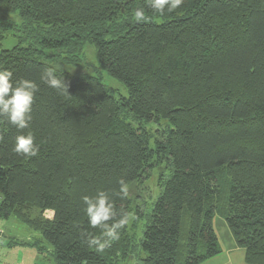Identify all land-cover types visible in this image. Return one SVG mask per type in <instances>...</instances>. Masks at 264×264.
Masks as SVG:
<instances>
[{
  "label": "trees",
  "instance_id": "trees-1",
  "mask_svg": "<svg viewBox=\"0 0 264 264\" xmlns=\"http://www.w3.org/2000/svg\"><path fill=\"white\" fill-rule=\"evenodd\" d=\"M140 7L145 0H0V41L18 38L0 51V69L40 84L23 130L38 156L16 154L18 130L0 123V221L41 234L8 245L43 254L44 241L54 264H200L222 252L218 216L245 263L264 264V0H184L136 22ZM87 45L127 96L56 67L78 65ZM49 67L69 93L40 81ZM155 168L170 173L139 213L118 181L141 183ZM99 190L112 194L117 219L129 216L103 252L86 243L102 230L82 201Z\"/></svg>",
  "mask_w": 264,
  "mask_h": 264
},
{
  "label": "clouds",
  "instance_id": "clouds-1",
  "mask_svg": "<svg viewBox=\"0 0 264 264\" xmlns=\"http://www.w3.org/2000/svg\"><path fill=\"white\" fill-rule=\"evenodd\" d=\"M184 0H145L146 8H136L133 18L136 22H145L149 19L146 11L158 15H165L180 9ZM40 81L58 92L69 93L68 84L63 77L57 75V69L49 67L40 75ZM40 90L37 81L25 77L15 78L13 71L0 69V123H6L18 130L15 137L13 151L19 156L31 159L40 153V146L36 143L35 135L29 129L33 120V105ZM4 137L0 136V142ZM117 194L127 196L129 184L125 178L118 181ZM85 205L84 211L91 228H100V237H90L86 243L89 247H95L97 252H103L111 247L112 242L120 239V230L128 223L129 216L125 212L117 219V209L112 194L106 190H99L95 195L82 197ZM111 222V223H109Z\"/></svg>",
  "mask_w": 264,
  "mask_h": 264
},
{
  "label": "rangeland",
  "instance_id": "rangeland-1",
  "mask_svg": "<svg viewBox=\"0 0 264 264\" xmlns=\"http://www.w3.org/2000/svg\"><path fill=\"white\" fill-rule=\"evenodd\" d=\"M16 43H18V38L9 36L8 39L0 41V51L2 49L11 48ZM56 67L79 75H97L105 84V86L110 89L116 97L127 96L128 94L127 88L120 81L111 77L104 70H101L96 59L95 52L89 45L85 46V48L83 49L81 57L78 61V65L72 66L67 65L63 62H57ZM148 127H151L154 130L155 136H158L159 132L157 130L163 128V124L155 123V125H151ZM153 143L154 138L150 142L151 146H153ZM162 172L166 176H168L170 173L168 169L155 168V170L151 173L150 177L147 180L141 183H133L129 185L128 195L133 201V207L137 208L139 213L149 211L152 208V205L156 201L157 197L160 195L162 188L159 185V175ZM51 214V212L47 213L48 216H51ZM145 222L146 218L141 223L139 221L138 225H141L142 228ZM139 233L141 234V231H139L138 234ZM37 238H41V234L39 232L33 231L26 224L22 223L16 218H10L9 220L0 221V264H54V260L52 258V255L50 254L52 248L48 243L44 241L42 245H45V247H47V250L43 254L38 252L37 246L21 244H17L14 246L8 245V242L12 239H15L19 242H25L27 240ZM223 242L225 244V247H227V242ZM234 260L236 262L238 261L236 254L234 255Z\"/></svg>",
  "mask_w": 264,
  "mask_h": 264
},
{
  "label": "crops",
  "instance_id": "crops-1",
  "mask_svg": "<svg viewBox=\"0 0 264 264\" xmlns=\"http://www.w3.org/2000/svg\"><path fill=\"white\" fill-rule=\"evenodd\" d=\"M214 226L221 244L222 252L220 255L212 257L200 264H246L244 261V251L235 244L226 223L221 218L216 217L214 220ZM223 241H225V243L227 242V247H225ZM235 254L238 258L237 262L239 263L234 260Z\"/></svg>",
  "mask_w": 264,
  "mask_h": 264
}]
</instances>
